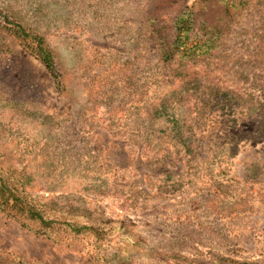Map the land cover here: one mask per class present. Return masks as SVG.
<instances>
[{
    "label": "rangeland",
    "instance_id": "rangeland-1",
    "mask_svg": "<svg viewBox=\"0 0 264 264\" xmlns=\"http://www.w3.org/2000/svg\"><path fill=\"white\" fill-rule=\"evenodd\" d=\"M0 175V264H264V0H0Z\"/></svg>",
    "mask_w": 264,
    "mask_h": 264
},
{
    "label": "trees",
    "instance_id": "trees-1",
    "mask_svg": "<svg viewBox=\"0 0 264 264\" xmlns=\"http://www.w3.org/2000/svg\"><path fill=\"white\" fill-rule=\"evenodd\" d=\"M184 21V19H182ZM187 22V21H186ZM179 27L182 25H178ZM178 36L176 38V44L173 52L177 50L182 54L186 55H199L198 48H201L199 41L187 45V41L183 38L181 29L178 28ZM15 34L22 40H28L31 38L34 43L33 51L35 55L40 58L50 70H53L56 66V59L53 51L49 47L46 39L41 34L36 32L28 31L25 26L18 23L16 25ZM171 58V53L167 54ZM166 56V57H167ZM191 81H189L190 83ZM21 184L17 181L5 179L0 175V209L5 212L8 216L14 217L22 224H27V221H38L40 227L37 229L38 232L48 234V229H55L56 223H58L57 217H54L51 213V209L58 212L57 208H54V200H50V205L40 204L33 198L25 193L24 189H21ZM73 210V209H71ZM70 213L72 211H69ZM74 213V212H73ZM58 221V222H57ZM66 225L70 229L71 233H81L83 230L96 231L94 225H79L77 222H67ZM50 236V235H49Z\"/></svg>",
    "mask_w": 264,
    "mask_h": 264
}]
</instances>
